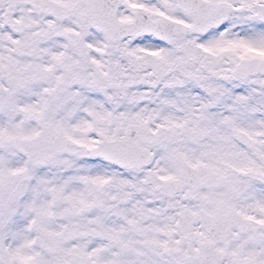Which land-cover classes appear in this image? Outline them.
Returning a JSON list of instances; mask_svg holds the SVG:
<instances>
[{"label": "snow or ice", "instance_id": "obj_1", "mask_svg": "<svg viewBox=\"0 0 264 264\" xmlns=\"http://www.w3.org/2000/svg\"><path fill=\"white\" fill-rule=\"evenodd\" d=\"M0 264H264V0H0Z\"/></svg>", "mask_w": 264, "mask_h": 264}]
</instances>
